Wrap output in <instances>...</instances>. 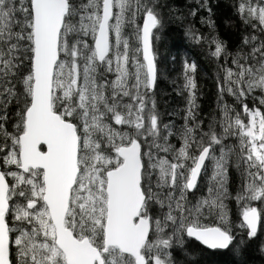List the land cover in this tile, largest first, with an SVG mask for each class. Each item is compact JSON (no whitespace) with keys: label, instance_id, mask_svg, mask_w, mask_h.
Here are the masks:
<instances>
[{"label":"snow or ice","instance_id":"obj_1","mask_svg":"<svg viewBox=\"0 0 264 264\" xmlns=\"http://www.w3.org/2000/svg\"><path fill=\"white\" fill-rule=\"evenodd\" d=\"M163 7L0 0V264H179L177 248L200 264L191 240L210 255H264V0H233L235 51L186 27L215 64L217 115L199 116L186 57L179 127L154 99Z\"/></svg>","mask_w":264,"mask_h":264},{"label":"trees","instance_id":"obj_2","mask_svg":"<svg viewBox=\"0 0 264 264\" xmlns=\"http://www.w3.org/2000/svg\"><path fill=\"white\" fill-rule=\"evenodd\" d=\"M158 4L165 5L160 11L164 16V25L156 34L158 40L154 42L157 52L158 78L156 84V107L164 123L172 122L177 127L183 123V111L185 102L182 94L178 93L177 85L182 83V64L184 58L197 60V85L201 89L198 93V114L204 119L205 124L216 113V86H215V64L205 56L199 55L200 48L193 45L185 37V29L191 25L198 30L200 35H218L229 45V51H235L239 43L240 23L233 15L231 4L233 0H207L212 9L211 17L206 9L199 8L204 0H157ZM196 8L197 14L192 17L188 13ZM201 17L212 21L210 28L207 22L201 23ZM229 104L233 100L229 96L224 97ZM171 142H178L172 139ZM210 174V173H209ZM239 184V177L234 168L228 170V191L235 196V188ZM199 195V193H198ZM191 199V196L189 197ZM230 210L231 218L237 220L238 206L231 198L225 201ZM238 222V221H237ZM187 251L192 254L191 259L199 261L200 264H231L233 259L243 260L245 264H264V255L258 250H247L238 258L229 255H210L201 253L200 246L194 240L187 241ZM174 258L179 264H188L189 257L184 255V250L177 248L173 252Z\"/></svg>","mask_w":264,"mask_h":264}]
</instances>
